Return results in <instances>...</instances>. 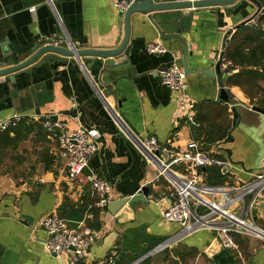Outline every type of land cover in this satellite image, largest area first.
Listing matches in <instances>:
<instances>
[{
	"label": "crops",
	"instance_id": "obj_1",
	"mask_svg": "<svg viewBox=\"0 0 264 264\" xmlns=\"http://www.w3.org/2000/svg\"><path fill=\"white\" fill-rule=\"evenodd\" d=\"M115 1L0 0V55L5 50L30 56L54 39H61L63 47L71 41L79 49H115L125 37L124 16ZM257 12L250 0L185 9L182 13L188 16L180 31L183 39L168 40L160 38L148 14L137 12L130 18V53L113 68L106 67V58L47 52L16 72L13 81L0 77V121L14 114L36 121L52 115L69 129L85 126L100 145L89 161L90 171L111 181L112 201L139 193L145 185L150 187L146 202L131 205L132 219L120 222L108 206H96L86 175L76 180L69 177L55 141L46 133L44 143L31 135L18 148L27 160L10 162L0 173V264H68L71 251L57 257L47 249L48 234L38 225L45 214L60 215L71 223L84 220L100 231L77 264H108V254L115 253L122 236L141 225L151 235L196 247L203 253L200 264H264V238L237 234L239 249H227L214 231L202 229L180 236V225L164 221L161 211L171 202L170 186L156 178V169L132 138L156 136L179 150L190 141L200 142L209 155L224 162L206 166L221 168L225 178L219 185H242L264 170V114L251 108L264 110V79L255 82L248 76L238 77L253 87L248 93L236 78L231 80L242 66H234L226 58L237 27L264 14ZM251 22L246 24L253 25ZM183 40L189 46V69L194 70L187 75L194 122L158 74L159 69L172 64L184 69ZM157 41L164 44L166 52L147 50L148 43ZM225 44L219 75L195 71L214 69ZM90 59L92 65L86 67L83 61ZM229 69L233 73L227 76ZM222 86L239 102L241 119L233 111L234 103L220 100ZM43 147L51 152L48 163L39 154ZM206 167L200 172L208 184ZM252 212L255 224L264 229V192Z\"/></svg>",
	"mask_w": 264,
	"mask_h": 264
},
{
	"label": "built area",
	"instance_id": "obj_2",
	"mask_svg": "<svg viewBox=\"0 0 264 264\" xmlns=\"http://www.w3.org/2000/svg\"><path fill=\"white\" fill-rule=\"evenodd\" d=\"M131 1H115L123 16ZM255 17L248 22L256 24ZM53 42L55 45L62 44L61 39H54ZM68 46H72L70 41ZM225 48L226 44L223 53ZM147 50L150 53H163L167 49L162 42L157 41L148 43ZM158 74L162 82L175 93L185 114L194 122L193 103L187 94L189 84L184 69L172 64L159 69ZM22 118V115L14 114L0 121V132ZM41 123L49 138L56 142L69 177L76 180L86 175L91 183L92 194L96 197V206H107L113 199V184L93 173H85L91 157L100 149L97 137L82 125L69 129L65 122L52 115L42 117ZM132 138L148 164L156 169V178L164 179L170 186L171 202L162 209L161 216L167 223L180 225V236L209 229L217 234L224 248L233 250L239 249L237 234L264 238V229L255 224L252 212L259 195L264 192V170L242 185H208L203 183L201 167L222 166L224 162L209 155L200 142L190 141L185 149L179 150L163 144L156 136ZM38 225L48 234L46 246L50 252L61 257L71 251L68 264H77L100 235L99 230L87 225L84 220L71 223L57 214L42 215ZM172 240H168L163 248Z\"/></svg>",
	"mask_w": 264,
	"mask_h": 264
},
{
	"label": "trees",
	"instance_id": "obj_3",
	"mask_svg": "<svg viewBox=\"0 0 264 264\" xmlns=\"http://www.w3.org/2000/svg\"><path fill=\"white\" fill-rule=\"evenodd\" d=\"M226 58L234 66H242L243 69L238 74L233 75L231 80L234 81L236 78L235 81L248 93L253 87L250 84L246 86L244 81H240L241 76H248L250 81L255 82L260 78L264 79V14L257 18L256 24L241 23L237 27L236 32L228 42ZM250 66L255 69H250ZM259 67L262 68V71L256 69ZM214 129L215 127L212 128V130ZM33 134L38 137L39 141L43 143L47 141L41 122L31 118H24L0 132V170L9 162V157L16 158L14 152L18 150L20 143ZM39 154L41 159L48 163L51 157L49 148L43 147ZM200 171L203 172V167ZM205 173L207 174V181L211 185H219L224 182L225 175L222 174L220 167H206ZM103 208L107 209V206ZM164 240L166 238L147 233L145 225L131 228L119 240L115 253L108 254V257L112 258L108 264H132L134 262H136L135 264H190L203 254L196 247L180 243L168 245L145 256ZM237 240L241 242L239 238Z\"/></svg>",
	"mask_w": 264,
	"mask_h": 264
},
{
	"label": "water",
	"instance_id": "obj_4",
	"mask_svg": "<svg viewBox=\"0 0 264 264\" xmlns=\"http://www.w3.org/2000/svg\"><path fill=\"white\" fill-rule=\"evenodd\" d=\"M236 0H132L130 6L124 15V26H125V37L122 44L115 49H79L77 48L71 41L72 46L63 47L60 45H55L53 43L47 44L43 47L37 49L32 55L21 54V55H13L10 52H6L4 50L3 54L0 55V77H5V80L13 81L17 74L16 72L26 68L27 66L34 63L37 59H39L43 54L47 52H56L66 56H76L79 58L83 57H97V58H106V67L113 68L115 67V63L125 59L130 53V47L128 46L131 27H130V18L132 14L140 12L144 14H148L149 19L157 29L159 36L162 40H168L172 37H178L183 39L180 31L185 27L183 26V22L187 18V14L182 13L185 9L198 8L203 6H215V5H230L234 3ZM254 5L258 7V13L264 11V0H250ZM157 12V13H156ZM256 14V15H257ZM160 17V18H159ZM255 17V16H254ZM251 17L248 21H250ZM247 21V22H248ZM246 22V23H247ZM169 28H174L172 31H168ZM185 47L183 49V61H184V71L187 75L194 72V70L189 69L188 65V50L189 46L186 41ZM29 56V57H28ZM224 53L221 54L220 59L217 61L214 69L205 70V69H197L195 71L203 72L205 75L215 76L219 75L221 72V67L223 63ZM86 67H91L92 61L86 60L83 61ZM227 76L232 74L233 71L231 69L227 70ZM3 80H0V82ZM220 100L225 102L234 103L236 105L233 108L234 113H236L240 119L241 114L237 109V104L239 102L235 101L231 96H229L228 88L222 86ZM252 110L258 111L264 114V110L258 106L251 107ZM86 174H92L89 167L85 168ZM150 187L145 185L142 187L139 193H135L131 196H126L121 199H117L114 201H110L108 203L109 210L115 215L117 220L120 222H126L133 217V210L131 205L143 201H147V197L149 195ZM168 240H165L163 243L159 244L152 251L147 253L145 256L153 254L160 249L163 248L165 243H168ZM54 256H57L56 253H52ZM144 256V257H145ZM136 262L132 263L135 264Z\"/></svg>",
	"mask_w": 264,
	"mask_h": 264
},
{
	"label": "rangeland",
	"instance_id": "obj_5",
	"mask_svg": "<svg viewBox=\"0 0 264 264\" xmlns=\"http://www.w3.org/2000/svg\"><path fill=\"white\" fill-rule=\"evenodd\" d=\"M40 122H41V120H40ZM42 124V123H41ZM44 130V129H43ZM46 133V132H45ZM47 134V133H46ZM53 144V143H52ZM24 152V151H23ZM14 156L16 157V158H11V157H9L8 158V163L5 165V166H7V165H9V163L11 162V163H17V162H20V163H22L24 160L26 161L27 160V156L24 154V153H22V152H20V149H18V150H16L15 152H14ZM4 166V167H5ZM3 167V168H4ZM1 172L3 171L2 169L0 170ZM11 172H14V171H11ZM10 172V173H11ZM202 178H203V176H202ZM162 179V178H161ZM203 180V183H205V184H207L206 183V181L204 180V179H202ZM165 181V180H164ZM209 184V183H208ZM165 241V240H164ZM163 241V242H164ZM162 242V243H163ZM181 242H179V240H172V242L169 244V245H178V244H180ZM161 244V243H160ZM200 258H201V255L196 259V260H194V263H190V264H197L198 263V261L200 260ZM203 259V258H202ZM112 261V258L111 259H109V262H111ZM191 262H193V261H191ZM198 264H200V263H198Z\"/></svg>",
	"mask_w": 264,
	"mask_h": 264
}]
</instances>
